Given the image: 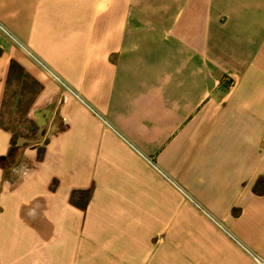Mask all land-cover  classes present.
Returning <instances> with one entry per match:
<instances>
[{
    "label": "crops",
    "instance_id": "1",
    "mask_svg": "<svg viewBox=\"0 0 264 264\" xmlns=\"http://www.w3.org/2000/svg\"><path fill=\"white\" fill-rule=\"evenodd\" d=\"M0 24L81 97L0 31V158L11 61L40 85L0 166V264L264 259V0H0Z\"/></svg>",
    "mask_w": 264,
    "mask_h": 264
},
{
    "label": "trees",
    "instance_id": "2",
    "mask_svg": "<svg viewBox=\"0 0 264 264\" xmlns=\"http://www.w3.org/2000/svg\"><path fill=\"white\" fill-rule=\"evenodd\" d=\"M17 82L20 85V92L22 95L25 93H29L31 91L32 97H31V102L40 89V85L33 80L24 70V68L17 63L16 61L12 60L10 63L9 67V74H8V79H7V89L9 86L13 83ZM31 104V103H30ZM2 124V123H1ZM34 127V125H33ZM9 132L12 134L11 138V147L9 150V153L7 156L1 157L0 158V166L4 167L6 163H11L14 160V153L17 151L19 146L17 145V140L20 138V136L16 135L11 129L6 128ZM33 132L35 134L37 133L36 128L34 127ZM27 143H23L22 146H27ZM44 154V146L39 145L38 146V159L41 160ZM253 193L256 195H264V177H261L257 180L255 185L253 186ZM91 197V192L90 191H74L71 195V203L81 207L82 209H85L88 201Z\"/></svg>",
    "mask_w": 264,
    "mask_h": 264
},
{
    "label": "rangeland",
    "instance_id": "3",
    "mask_svg": "<svg viewBox=\"0 0 264 264\" xmlns=\"http://www.w3.org/2000/svg\"><path fill=\"white\" fill-rule=\"evenodd\" d=\"M19 83L13 82L5 97V109L1 118V123L11 129L16 135L20 136L19 140L32 141L37 138V133L33 132V124L28 117L31 97V91L24 95L20 92Z\"/></svg>",
    "mask_w": 264,
    "mask_h": 264
},
{
    "label": "built area",
    "instance_id": "4",
    "mask_svg": "<svg viewBox=\"0 0 264 264\" xmlns=\"http://www.w3.org/2000/svg\"><path fill=\"white\" fill-rule=\"evenodd\" d=\"M0 31L3 32L16 46H18L22 51H24L41 69L42 71L56 83H58L64 89L72 92L77 96V98L81 99L79 95L71 90V88L66 84V82L47 64H45L41 59H39L33 52L27 49L22 43H20L4 26L0 24ZM181 192L184 193L183 190ZM258 264H264V259L255 256Z\"/></svg>",
    "mask_w": 264,
    "mask_h": 264
}]
</instances>
